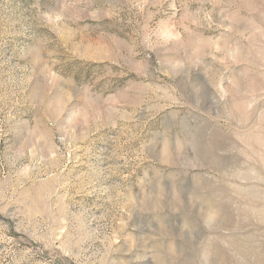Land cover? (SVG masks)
<instances>
[{"label":"rangeland","instance_id":"rangeland-1","mask_svg":"<svg viewBox=\"0 0 264 264\" xmlns=\"http://www.w3.org/2000/svg\"><path fill=\"white\" fill-rule=\"evenodd\" d=\"M0 264H264V0H0Z\"/></svg>","mask_w":264,"mask_h":264}]
</instances>
